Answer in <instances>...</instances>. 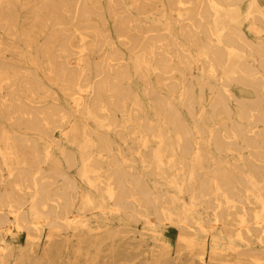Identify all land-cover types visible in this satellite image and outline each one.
I'll use <instances>...</instances> for the list:
<instances>
[{
    "label": "bare ground",
    "instance_id": "1",
    "mask_svg": "<svg viewBox=\"0 0 264 264\" xmlns=\"http://www.w3.org/2000/svg\"><path fill=\"white\" fill-rule=\"evenodd\" d=\"M0 264H264V0H0Z\"/></svg>",
    "mask_w": 264,
    "mask_h": 264
},
{
    "label": "rangeland",
    "instance_id": "2",
    "mask_svg": "<svg viewBox=\"0 0 264 264\" xmlns=\"http://www.w3.org/2000/svg\"><path fill=\"white\" fill-rule=\"evenodd\" d=\"M251 37H254L255 39H257L258 36H256L255 34H251ZM237 93L240 95H246L244 90H237ZM170 232V244L172 246V258L173 260L177 257V247L179 244V231L175 228V227H170L169 229ZM22 242L25 243L26 237L22 236L21 237Z\"/></svg>",
    "mask_w": 264,
    "mask_h": 264
}]
</instances>
